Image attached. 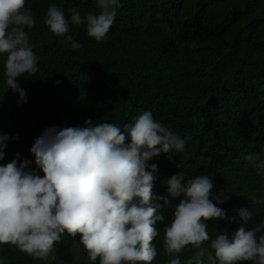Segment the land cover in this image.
I'll return each instance as SVG.
<instances>
[{
    "label": "trees",
    "instance_id": "trees-1",
    "mask_svg": "<svg viewBox=\"0 0 264 264\" xmlns=\"http://www.w3.org/2000/svg\"><path fill=\"white\" fill-rule=\"evenodd\" d=\"M50 4L66 17L72 8L82 15L98 12L95 0H25L37 20L29 39L40 59L36 77L17 78L26 93L22 102L5 83L0 54V133L18 138L8 141L0 165L19 153L18 163L26 159L32 162L29 169H36L30 149L48 127H83L89 118L122 127L150 111L182 139L190 137L183 153L148 161L158 166L155 195H165L164 181L180 170L187 178L208 175L213 195L230 192L216 204L226 218L206 222L210 240L242 226L241 209L253 212L254 222L264 220V204L248 200L253 194L264 198V177L245 160L249 153L264 155V0H120L102 42L87 35L86 25L70 24L69 34L82 44L75 51L44 25ZM171 213L166 209L165 221L157 224L158 255L152 264H168L162 237ZM79 241V235L64 234L47 261L0 245V259L4 264H93ZM195 251L187 246L182 264Z\"/></svg>",
    "mask_w": 264,
    "mask_h": 264
},
{
    "label": "clouds",
    "instance_id": "clouds-1",
    "mask_svg": "<svg viewBox=\"0 0 264 264\" xmlns=\"http://www.w3.org/2000/svg\"><path fill=\"white\" fill-rule=\"evenodd\" d=\"M95 7L98 12L83 15L72 8L69 18L50 4L43 23L55 36L65 38L61 44L75 51L82 44L69 34L70 24L86 25L87 35L102 42L120 0H95ZM36 24L25 0H0L3 75L22 102L26 93L17 78L36 77L38 72L40 58L29 39ZM14 139L18 138L0 133V160L5 158L8 141ZM189 139L154 120L150 111L122 127L89 118L83 127L46 128L30 149L36 169H29V160L18 163L19 153L0 165V245L10 244L47 261L64 234L79 235L93 264H152L158 255L153 244L159 235L157 224L171 209L162 237L168 264H182L180 256L187 246L196 251L183 264H264V220L254 222L253 212L247 209L239 213L242 226L231 235L220 232L210 240L206 222L226 218L225 210L216 204L224 203L230 192L220 189L213 195L214 183L208 175L187 178L180 170L164 181L165 195L154 194L158 166L148 161L162 153H183ZM245 160L264 177V155L249 153ZM248 200L251 205L264 204V198L255 194ZM208 241L206 249L203 245Z\"/></svg>",
    "mask_w": 264,
    "mask_h": 264
}]
</instances>
